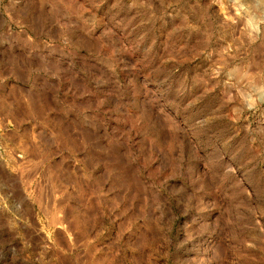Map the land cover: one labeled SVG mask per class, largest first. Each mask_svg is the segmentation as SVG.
Listing matches in <instances>:
<instances>
[{
	"label": "rangeland",
	"instance_id": "rangeland-1",
	"mask_svg": "<svg viewBox=\"0 0 264 264\" xmlns=\"http://www.w3.org/2000/svg\"><path fill=\"white\" fill-rule=\"evenodd\" d=\"M0 264H264V0H0Z\"/></svg>",
	"mask_w": 264,
	"mask_h": 264
}]
</instances>
